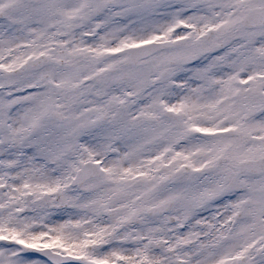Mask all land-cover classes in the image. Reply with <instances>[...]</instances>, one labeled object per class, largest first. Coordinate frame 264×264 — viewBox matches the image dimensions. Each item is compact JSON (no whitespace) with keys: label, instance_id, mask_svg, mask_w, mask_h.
I'll return each mask as SVG.
<instances>
[{"label":"snow or ice","instance_id":"1","mask_svg":"<svg viewBox=\"0 0 264 264\" xmlns=\"http://www.w3.org/2000/svg\"><path fill=\"white\" fill-rule=\"evenodd\" d=\"M0 264H264V0H0Z\"/></svg>","mask_w":264,"mask_h":264}]
</instances>
